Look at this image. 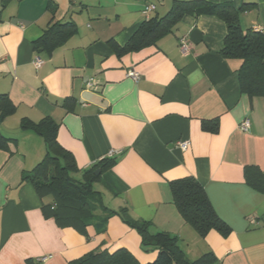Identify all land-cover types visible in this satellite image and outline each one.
<instances>
[{
  "label": "crops",
  "instance_id": "crops-1",
  "mask_svg": "<svg viewBox=\"0 0 264 264\" xmlns=\"http://www.w3.org/2000/svg\"><path fill=\"white\" fill-rule=\"evenodd\" d=\"M174 1L0 0V95L15 107L0 121L8 139L0 149V264H68L118 248L140 264L157 256L119 215L101 233L92 226L84 232L61 227L45 215L51 197H40L22 179L44 158L45 141L21 128L23 121L44 118L58 125L56 140L71 153L76 177L111 159L92 184L109 209H125L148 223L151 234L175 236L190 260L211 252L212 264H264V193L248 186L244 175L248 166L264 172V97L243 93L241 62L222 56L224 21L184 14L154 46L117 56L109 45L129 41L147 20V4L155 5L149 17L161 18ZM205 1L244 7L241 28L264 34V0ZM52 20L72 22L74 31L50 54L36 51L34 42ZM183 37L190 44L186 55L178 49ZM36 55L44 61L38 69ZM90 79L93 88L86 89ZM245 119L246 132L239 129ZM184 140L190 144L181 150L175 143ZM187 177L204 188L230 228L226 235L210 230L201 237L184 222L170 182Z\"/></svg>",
  "mask_w": 264,
  "mask_h": 264
},
{
  "label": "trees",
  "instance_id": "trees-1",
  "mask_svg": "<svg viewBox=\"0 0 264 264\" xmlns=\"http://www.w3.org/2000/svg\"><path fill=\"white\" fill-rule=\"evenodd\" d=\"M244 7L235 10L230 3L213 4L205 0L174 1L169 12L161 17L145 20L124 46L109 43L117 56L129 51H136L155 42L167 34L184 14L214 15L224 21L227 34L221 54L225 59L241 62L238 78L241 91L249 97H264V34L252 29L244 31L240 26V14ZM72 22L51 21L42 36L34 42L35 50L50 54L53 49L72 31ZM15 107L6 94L0 95V121L13 114ZM215 124V123H214ZM206 128L209 123H205ZM211 127V125H210ZM22 129L31 128L39 133L46 145V154L37 166L23 176L29 181L40 197L50 196L51 203L44 206L45 215L52 217L61 227H73L85 231L92 226L97 232L106 230L108 220L119 215L130 228L136 230L143 246H151L157 251L156 258L146 264H212L215 257L211 252L202 254L194 260L186 257L178 245L175 236L166 233L151 234L148 223L135 221L121 209H109L102 194L92 188L99 179L94 172L104 170L110 160H103L90 169L81 172L80 180H75L79 173L74 159L56 140L58 125L50 118H44L37 124L23 121ZM8 139L0 133V149H6ZM245 182L258 192L264 193V172L256 167L245 168ZM173 204L184 222L192 227L201 237L210 230L227 234L229 226L213 209L204 188L192 177L170 182ZM68 264H140L125 248L113 251L103 249L89 252Z\"/></svg>",
  "mask_w": 264,
  "mask_h": 264
},
{
  "label": "built area",
  "instance_id": "built-area-1",
  "mask_svg": "<svg viewBox=\"0 0 264 264\" xmlns=\"http://www.w3.org/2000/svg\"><path fill=\"white\" fill-rule=\"evenodd\" d=\"M155 10V5L152 4V3H149L145 6L144 10H143V13L146 15V19H149V15L152 11ZM257 31H260L261 32V29H256ZM178 49H179V52L182 54V55H186L189 50H190V44L187 40L186 37H183L179 40V44H178ZM33 66L35 67V69H38L41 65H43L44 61L43 59L36 55L34 57V60H33ZM128 77L132 78L133 80L137 81L139 79V74L135 71H129L128 72ZM93 85H94V81L93 79H90L88 80L86 83H85V88L86 89H92L93 88ZM249 126H250V120L249 119H245L243 120L240 125H239V129L241 131H248L249 129ZM176 146L181 149V150H186L187 147L189 146V141H178L177 143H175ZM46 260V257H42V258H39L37 259V262H43Z\"/></svg>",
  "mask_w": 264,
  "mask_h": 264
},
{
  "label": "water",
  "instance_id": "water-1",
  "mask_svg": "<svg viewBox=\"0 0 264 264\" xmlns=\"http://www.w3.org/2000/svg\"><path fill=\"white\" fill-rule=\"evenodd\" d=\"M95 175H99L100 174V170L97 169L95 172H94Z\"/></svg>",
  "mask_w": 264,
  "mask_h": 264
},
{
  "label": "rangeland",
  "instance_id": "rangeland-1",
  "mask_svg": "<svg viewBox=\"0 0 264 264\" xmlns=\"http://www.w3.org/2000/svg\"><path fill=\"white\" fill-rule=\"evenodd\" d=\"M73 178H74L75 180H78V181L80 180V177H74V176H73Z\"/></svg>",
  "mask_w": 264,
  "mask_h": 264
}]
</instances>
